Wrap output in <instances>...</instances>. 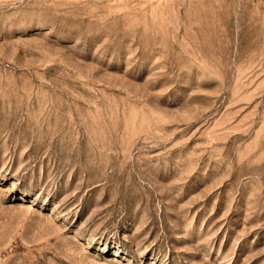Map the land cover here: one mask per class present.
<instances>
[{
	"label": "rangeland",
	"instance_id": "rangeland-1",
	"mask_svg": "<svg viewBox=\"0 0 264 264\" xmlns=\"http://www.w3.org/2000/svg\"><path fill=\"white\" fill-rule=\"evenodd\" d=\"M0 264H264V0H0Z\"/></svg>",
	"mask_w": 264,
	"mask_h": 264
}]
</instances>
